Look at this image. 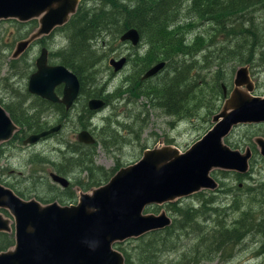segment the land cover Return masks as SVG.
Here are the masks:
<instances>
[{"label": "trees", "instance_id": "16d2710c", "mask_svg": "<svg viewBox=\"0 0 264 264\" xmlns=\"http://www.w3.org/2000/svg\"><path fill=\"white\" fill-rule=\"evenodd\" d=\"M91 4L93 6L89 7ZM259 12L264 13V0H81L76 13L68 23L57 28L63 31L66 29L69 34L68 54L71 56L62 55L61 59L64 57L62 62L81 77L83 92L93 97L83 83L86 76L93 75L95 67L106 56H110L112 46L119 43V37L125 30L135 28L149 47L145 50V56L138 58L139 63L133 73L126 77L128 87L119 88L118 92H124L133 102L139 98H146L153 108L162 109L165 114L186 118L191 105L198 106L200 102L205 101V97L215 99L223 94V87L226 85L222 83L227 81L225 70H232L234 73L241 65L258 68L264 64L262 52L257 56V52L261 50L260 46L264 47V25L258 22L256 15ZM35 21L20 25H32ZM107 37L112 44L108 46L106 52L98 54L93 43L101 46L104 42L109 44L106 41ZM160 61H164L165 66L155 76L158 80L151 82L154 78L148 79L139 87L141 76ZM30 67H33V62L25 55L10 62L8 72L10 75L15 73L18 78H26ZM89 70H92L91 74H87ZM6 77L2 81H6ZM223 79L225 81L222 82ZM208 101L206 114L210 121L214 110L210 105L211 99ZM16 106L14 103V106L6 109L19 124L21 122L18 121V116L20 118L24 111L19 112ZM32 107L31 110L41 108L35 105ZM35 113H29L30 119L38 115ZM25 127L22 126L23 130L20 133L41 130L31 126L25 130ZM129 127L127 130L133 133L134 130L130 125ZM115 134L111 131L98 133V143L110 155H116L113 151L118 145L114 140ZM140 138L141 136H136L138 144ZM226 143L230 145L229 137ZM90 147H80L78 144L71 146V151L68 152L73 156L70 161L64 162V167H57L56 172L64 176L85 173L90 180L88 184L98 187L107 183L122 164L116 160L111 170L96 165L95 152L83 153ZM119 147L121 150V144L117 149ZM252 149L257 154L256 148ZM74 157H77V160L85 158L76 169L69 172L65 168L73 164ZM235 175L239 181L250 177L237 173ZM88 188L83 187L84 190ZM16 193L24 198L22 193ZM203 194L206 193L196 194L199 198L198 208L181 205L183 202L179 200L166 204L167 213H170L169 216L172 218L171 226L139 238L116 243L115 248L124 255L125 264H209L208 262L216 259L221 260L228 248L241 243L253 233L251 217L248 216V212H242L237 207L236 198L232 210L239 213V216L231 222L234 223L232 226L223 220L214 227L202 224L201 220L206 221L217 212L213 207L216 198H209ZM248 194L264 200V182L258 184L256 188L248 187ZM71 199L75 200L76 196L69 197L67 201ZM151 208L154 207L148 209ZM192 225L193 229L190 228ZM259 233L264 238V231ZM12 245L14 234L1 233L0 252L6 251ZM260 251L264 254V239ZM173 254L177 257L170 259V255Z\"/></svg>", "mask_w": 264, "mask_h": 264}, {"label": "water", "instance_id": "95a60500", "mask_svg": "<svg viewBox=\"0 0 264 264\" xmlns=\"http://www.w3.org/2000/svg\"><path fill=\"white\" fill-rule=\"evenodd\" d=\"M80 1L0 0V21L36 20L39 24L32 35L17 43L12 58H19L33 42L67 24ZM121 40L138 44V30L129 28ZM125 63L126 58L110 60L116 70ZM164 66V62L157 64L144 78L154 76ZM36 68L29 82L30 93L67 106L77 98L78 78L64 66H48L45 48L37 59ZM61 84H65L62 100L55 93ZM234 84L221 111L213 116V127L188 150L181 152L174 146L147 149L138 162L118 170L107 183L89 193H81L75 205L27 201L0 185V208L9 209L14 216L16 237L15 248L0 253V264H125L124 255L115 248L116 243L172 224L165 211L159 215L144 213L148 207L172 203L202 190L215 191L219 184L211 176L214 170L247 173L251 150L245 153L234 150L225 139L239 125L264 123V96L252 94L254 84L246 67L237 71ZM224 94L226 97L225 89ZM103 105L102 101L92 100L89 106L100 109ZM17 130L0 105V143L11 139ZM49 132L33 135L25 144L34 143ZM78 139L86 144L95 143L94 137L85 131ZM255 142L264 160V139L257 138ZM51 178L64 187L70 184L68 179L55 173ZM11 230L10 220L0 214V233Z\"/></svg>", "mask_w": 264, "mask_h": 264}, {"label": "rangeland", "instance_id": "374dc122", "mask_svg": "<svg viewBox=\"0 0 264 264\" xmlns=\"http://www.w3.org/2000/svg\"><path fill=\"white\" fill-rule=\"evenodd\" d=\"M92 6L93 4L89 5V7ZM256 15L258 22L264 25V13L259 12ZM20 24L22 23L13 19L0 21V97L8 95V90L5 88L8 86V83L2 81V79L6 76H10V72H8V64L19 59L12 58L17 43L23 39H27L39 27L38 21H35L34 24L28 26H21ZM68 37L69 34L66 29L64 31L57 29L44 39H46L47 45L51 50H56L58 47L66 46L68 44ZM190 37L192 36H189V38ZM106 41L107 43L112 44L109 37L106 38ZM40 44L39 40V42L37 41L33 47H31V50L27 55L29 61H32L33 59L35 60V58L39 56ZM141 44L145 50L148 49L149 45L144 39H142ZM93 45L98 54L107 50L105 46L98 45V43H93ZM126 46L119 40V43L115 44L116 53H119L118 55L127 53L135 55L136 52H133L132 49ZM260 49L261 50L257 52V56H260L261 52L264 56V47L260 46ZM110 57H112V55L106 56V58L95 67V75H91V80H88V83H86L88 88L97 78H99L100 81L103 80V82L107 81L112 91L122 88L120 86L123 81L122 78L129 73H122V76L119 74V76L110 78L109 80L104 76V74H107L108 77L110 76V73L108 72L109 70H107ZM132 61L137 63L138 56L133 57ZM161 62L164 61H160V63ZM158 63H156V65ZM242 67L248 68L249 76L254 84V92L252 94L254 96H264V64L259 65L258 68H252L250 65H241L237 67L234 73L232 70H225L227 81L223 79L222 82L225 81V83L223 82L222 84L226 85L228 92L231 93L235 88L234 81L236 79L237 71ZM132 68L133 67L130 66L129 69L132 71ZM96 69L99 72L96 71ZM102 71L104 73H102ZM87 72V74H91L92 70ZM222 74L224 75L223 72ZM155 80L158 79L154 78L151 82ZM16 81H19V83L16 84L17 88H20V91L25 93V81L19 79ZM206 81L208 83L209 79L207 78ZM95 84L97 83L94 82V85ZM124 95L125 93L123 92L122 99ZM124 97L127 98V95ZM122 99L118 101L115 106L111 107V110L115 111L116 108L118 116L126 120L134 130L133 133L130 132V130L115 132L114 140L118 145L121 144L122 150L120 151V147L117 149L118 145H116V148L113 149V151L116 152V155H110L104 150L100 143H98L97 145L89 146L90 148L83 152H95L96 165L103 167L106 170L113 169L116 160H119L120 163L125 166L133 164L142 158L143 152L146 149H153L156 146L161 147L163 145H173L183 152L186 151L212 128V118L215 114L221 111L224 104L223 94L215 99L205 97V101L200 102L198 106H190V111L186 115V118H179L174 115L165 114L162 109L153 108L150 106V102L146 98H139L136 102H133L132 99ZM209 99H211L210 105L213 106L212 109L214 110V114L210 121L206 114L208 113L207 107H209ZM17 108L18 106H16V109ZM193 108L195 109L192 110ZM18 110L19 112L24 111L23 108H18ZM36 111L37 110H33L32 113ZM103 115L104 118L108 117V112H105ZM127 116H130L129 119H127ZM142 122L143 125L141 126ZM121 123H123V121ZM106 124L107 121H103L102 118L96 119L98 129L108 127ZM104 131L110 132L107 130ZM100 132L101 131H98L97 134ZM73 134V131L66 130L62 135L63 137H66L67 135L73 136ZM23 135L26 136V133ZM136 136H141L139 141L140 144L136 142ZM256 137L264 138V124L239 126L229 136V142L233 149L244 153L247 148H256L257 154L252 149L253 162H250V172H248L250 177L243 178L242 181H239L236 178L235 172L214 170L212 176L221 184L220 191L212 192L204 190L201 192L206 193L203 195H206L209 198H216L213 207L217 211L215 215L208 217L209 219L206 221L201 220L202 224L214 227L222 220L231 223L234 218L239 216V213H235L232 210L236 198L238 202L237 207L241 209L242 212H248V216L251 217V228L253 230V233L248 235L244 241L226 250L224 256L226 257L225 260H223L224 257H221V260L216 259L213 262H208L209 264H264V254L260 251L264 238L261 236L262 234L259 233L264 231V200L256 195H247L248 187L256 188L258 184L264 182V161L259 154V148L255 144ZM57 139L59 138H56L53 142H42L24 151L21 149L23 145L21 143L18 144L16 141L11 144V147L16 148L11 150L4 148L9 151V154L4 161L3 159L0 160V183L9 187L11 186L16 192L22 193L27 200L36 199L39 201H48L57 197L62 191L58 188L60 186L54 183L49 175L51 172L57 173V167H64V162L66 160L70 161L73 156L68 153V151H71V146H56L55 143ZM83 158L77 160V157H74L73 164L65 169L72 172L78 167V165H80V163H82ZM64 177L72 182L71 189L73 188V194L71 195L74 198L76 196V202L81 193H89L92 188L98 187L88 184L90 180L85 173L70 174ZM78 184H81L82 190L75 189ZM83 187L89 188L88 190H84ZM239 194L245 196H239ZM179 201L183 202L181 205H189L195 208L199 207V198H197L196 195L182 198ZM165 206L166 205L152 206L154 208L146 209L145 213L159 215L163 211L168 212ZM5 216L9 217L8 213H5ZM192 223L194 224L195 221L193 220ZM233 224L234 223H231L230 226ZM193 227L194 225L190 226L192 229ZM186 242L187 240L185 239V243ZM174 257H177V255H170V259ZM161 259L164 261V257Z\"/></svg>", "mask_w": 264, "mask_h": 264}, {"label": "flooded vegetation", "instance_id": "af4514ba", "mask_svg": "<svg viewBox=\"0 0 264 264\" xmlns=\"http://www.w3.org/2000/svg\"><path fill=\"white\" fill-rule=\"evenodd\" d=\"M59 28H61V27H59ZM127 30H125L121 34V36L119 37L120 41H122L121 37ZM139 36H140V40H139L138 44H136V45H133V43L131 41H125V42L122 41L123 45H125V46L127 45L126 47H129L130 49L133 50V52H136L135 55H133L132 53L118 55L119 53H116L115 45L112 46L113 50L110 53V55H112V57H110V59L108 61V68H107V70H109L108 72L110 73V76L108 77L107 74H104V76L107 78V80H109L110 78H115V77L119 76V74H120V76H122V73H129V74L125 75L122 78L123 81H122L121 87L123 89H126L128 87L126 85V81H125L127 79L126 77L133 73L135 67H137V65L139 63L138 61H137V63L133 62L132 58L136 57V56H138V58H142V57L145 56V52H144L145 49H144V47L141 44L142 36H141L140 32H139ZM47 37H43V38L37 40L38 42L40 40V43H41L40 47H39L40 48V54H41L42 49L45 48L47 50V52H48V66H64L70 72H72L73 74L76 75V77L78 78L79 84H80L79 94H78L77 98L69 106H67L65 103L52 102V101H49L48 99L41 98L40 96H37V95L32 94V93L29 92L28 89H29L30 78H31V75L33 73H35V71L37 70L36 63H37V59L39 58L40 54H39V56L37 58H35V60L34 59L32 60L33 67L29 68V73H28L27 76H25L26 78H24V79L23 78H18L15 75V73H12L9 77L7 76L6 77V81H4V82L8 83V86L5 87L8 90V95H6L5 97H0V105L6 110V112L8 113L10 118L12 119V121L18 127V130L14 133V135H13V137L11 139L0 143V160L3 159V161H4L7 158L8 154H9L8 150L16 148V147H11V144L14 141H16L18 144L21 143L23 145V147L21 148L23 151L26 150V149H30L31 147L36 146V145H38V144H40L42 142L43 143L53 142L56 138H59V139H57V141L55 143L56 146H62V145L74 146V145L78 144L80 147H88V146H92V145H97V143H98V134H97V132L98 131L107 130V131L119 132V131L127 130V127L130 128L129 127L130 124L126 120H124V119H122L121 117L118 116V113L116 112V108H115V111L111 110V107L115 106L118 103V101H120L122 99V93L118 92L120 89H116V90L112 91V89H110L109 84H108L107 81L103 82V80L100 81V79L97 78L94 81L97 84L94 85L93 84L94 82H92V84H91V86L89 88L86 85V90H89L92 93L93 97L88 95V94H86V93H84L83 90H82V79H81V77L79 75H77L71 68H69L67 65H65L62 62V59L64 57L61 59L62 55L71 56L70 54H68V53H70V51H69V49H70L69 48V37H68V44L66 46H60L56 50H51L50 47L47 45L46 39H44V38H47ZM37 41L33 42L30 45L29 49L26 52H24V54H22L21 56L28 55V53L31 50V47H33V45ZM105 43L106 42L102 43V45L103 46L106 45L105 47L109 48L108 46H110L111 44H105ZM58 52H61V53L60 54H56ZM122 58H126V63L124 64V66L121 69L116 70L110 64V60H112V59L120 60ZM130 66L133 67L132 71L129 69ZM154 66H156V63L152 65V67H154ZM149 70H147L141 76L140 82H139V87L143 86L142 83L145 82L146 80L155 78V76H152V78L151 77L150 78H144L145 74ZM96 71H98V70L96 69ZM102 73H104V72L102 71ZM18 79L25 81V93L20 91V88H17L16 84H18L19 81H16V80H18ZM88 80L89 81L91 80L90 76H86V80L83 81V83L84 84L88 83ZM0 82H1V80H0ZM64 91H65V84H61L58 87H56V89H55V93H56L57 97L60 100H62L63 97H64ZM229 93L230 92H228L227 93L228 95L225 97V94L223 92L224 100L229 96ZM124 96H123V99L129 100L128 98H126ZM92 100L102 101L104 103L103 107H101L100 109H91L89 105H90V102ZM14 103L17 104L18 108H23V110H24V113H22L20 115V118L18 116L19 113L17 114L18 121L21 122L19 124H17L14 121V119L11 117V114L9 113V111L6 109V107H10L12 105L14 106ZM32 105H35L37 108H40V107L41 108L39 110H37L36 113H35V114H38V115H35V116H33L32 119H30L29 113L32 114V112H33V110H31V108L33 109ZM105 112H108V117H106V118H104V115H103ZM99 116H101V117H99ZM129 117L130 116H127V119H129ZM98 118H102L103 121L104 120L107 121L106 125H108V127H106V128L102 127L101 129H98L97 125H96V119H98ZM30 121H31V124H30ZM122 121H123V123H121ZM258 125H260V124H258ZM22 126H26L24 128L25 130H28L30 128V126L33 127L34 129L38 128V129H41V130L40 131H36V132H34V130H31L32 132H30V133L26 132V136H24L23 134H25V131H22L20 133V131L23 130ZM242 126H244V125H242ZM56 128H58V130H55ZM66 130L73 131L74 132L73 136L67 135L66 137H63L62 134ZM46 131H50L49 134L44 136V137H42V138H40V140H38V141H36L34 143L25 144V141H27L31 136L39 135V134H41L43 132H46ZM84 131L88 132L89 134H91L94 137V139H95V143L94 144H86V143H82V142L79 141L78 135L81 132H84ZM76 133H77V135H76ZM256 138H258V137H256ZM226 139H225V143H226ZM4 144H7V145H4ZM255 144H256V142H255ZM228 146H230V145H228ZM257 147H258V145H257ZM4 148L5 149L8 148V150H5ZM247 149H250V148H247ZM3 150H5V151H3ZM121 150H122V147H121ZM234 150H236V149H234ZM250 150H251V153L253 154L252 149H250ZM66 153H67V151H66ZM68 153L70 154V152H68ZM259 154H260V152H259ZM262 159H263V157H262ZM251 160H250V162H253V158L252 157H251ZM122 167H126V166L122 165L120 168H122ZM118 170H116L115 173ZM249 172H250V170H249ZM52 173H54V172L50 173V175H49L50 178H51V174ZM55 174H57V175H59L61 177H64V176H62V175H60L58 173H55ZM237 174H239V173H237ZM241 175H249V173L247 172L246 174H241ZM64 178H66V177H64ZM66 179H68V178H66ZM51 180L53 181L52 178H51ZM69 182H70V184H69L68 187H64L60 183L54 182V183L58 184L61 187V188L60 187H58V188L62 192L59 193V196H57L55 198H52L53 201L50 202V203L59 201L58 203L61 204V205H75V204H77L78 201L76 202L74 199H71V200L67 201V199L69 197H72L71 194H73L72 193V189L73 188L71 189V183L72 182L70 180H69ZM0 185L5 187V188H9V189L13 190L16 193V191L11 186H10L11 187L10 188L9 186H6V185L1 184V183H0ZM220 188H221V186H220V183H219V187L215 191L218 192L220 190ZM75 189L76 190H82L80 185H77L75 187ZM92 189H94V188H92ZM215 191H212V192H215ZM16 194L19 197H21L18 193H16ZM21 198L24 199V200H27V199H25L23 197H21ZM30 200H32V199H30ZM27 201H29V200H27ZM37 201H39V200H37ZM49 201L50 200H48V201H39V202L42 203L43 205H47V204H50V203H44V202H49ZM62 203H66V204H62ZM5 213L6 214L8 213L9 217H6ZM0 214L5 219L10 220V226H11L12 230H11V232H6L5 234H9V235L14 234V245H12L6 251L12 250L16 246L15 219H14V216L12 215V213L10 212L9 209L0 208ZM2 252H5V251H2Z\"/></svg>", "mask_w": 264, "mask_h": 264}, {"label": "bare ground", "instance_id": "6f19581e", "mask_svg": "<svg viewBox=\"0 0 264 264\" xmlns=\"http://www.w3.org/2000/svg\"><path fill=\"white\" fill-rule=\"evenodd\" d=\"M107 58H108V57H107ZM163 68H164V67H163ZM163 68H162V69H163ZM162 69H161V70H162ZM155 75H156V74H155ZM149 78H150V77H149ZM224 89L226 90V94H227V93H228L227 88H226V87H223V91H224ZM231 92H232V91H231ZM227 95H228V94H227ZM229 95H230V93H229ZM227 98H228V97H227ZM224 102H225V100H224ZM221 109H222V108H221ZM217 114H218V113H217ZM215 115H216V114H215ZM39 117H40V116H39ZM212 119H213V118H212ZM261 124H264V123H261ZM248 125H258V124H248ZM239 126H242V125H239ZM212 127H213V126H212ZM237 127H238V126H237ZM235 128H236V127H235ZM235 128H234V129H235ZM234 129H233V130H234ZM232 132H233V131H232ZM232 132H231V133H232ZM227 138H228V137H227ZM256 139H257V138H256ZM195 143H196V142H195ZM161 145H162V144H161ZM163 146H165V145H163ZM163 146H161V147H163ZM166 146H173V145H166ZM156 147H157V146H156ZM161 147H159V148H161ZM174 147H176V146H174ZM154 148H155V147H154ZM177 148H178V147H177ZM189 148H190V147H189ZM189 148H188V149H189ZM188 149H187V150H188ZM259 149H260V148H259ZM180 151H181V150H180ZM181 152H183V151H181ZM184 152H185V151H184ZM240 152H241V151H240ZM244 153H245V152H244ZM250 160H251V158L249 159V170H250ZM137 162H138V161H137ZM135 163H136V162H135ZM133 164H134V163H133ZM130 165H132V164H130ZM128 166H129V165H128ZM126 167H127V166H126ZM122 168H123V167H122ZM120 169H121V168H120ZM120 169H119V170H120ZM217 170H219V169H217ZM249 170H248V172H249ZM222 171H225V170H222ZM117 172H118V171H117ZM117 172H116V173H117ZM212 172H213V171H212ZM230 172H234V171H230ZM116 173H115V174H116ZM235 173H237V172H235ZM115 174H114V175H115ZM239 174H240V173H239ZM245 174H246V173H245ZM114 175H113V176H114ZM113 176H112V177H113ZM211 176H212V173H211ZM112 177H111V178H112ZM218 184H219V183H218ZM216 190H217V189H216ZM202 191H204V190H202ZM202 191H200V192H202ZM208 191H210V190H208ZM200 192H198V193H200ZM198 193H196V194H198ZM196 194H194V195H196ZM186 198H187V197H186ZM178 200H180V199H178ZM165 205H166V204H165ZM154 206H156V205H154ZM162 206H163V205H162ZM150 207H152V206H150ZM148 208H149V207H148ZM148 208H147V209H148ZM145 211H146V210H145ZM144 213H145V212H144ZM166 213H167V212H166ZM146 214H147V213H146ZM167 214H168V213H167ZM168 216H169V214H168ZM169 217H170V216H169ZM170 218H171V217H170ZM171 220H172V218H171Z\"/></svg>", "mask_w": 264, "mask_h": 264}]
</instances>
